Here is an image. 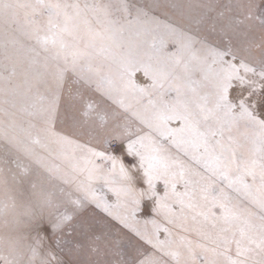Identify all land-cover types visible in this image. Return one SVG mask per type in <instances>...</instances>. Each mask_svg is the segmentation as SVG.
Instances as JSON below:
<instances>
[{
    "label": "snow or ice",
    "instance_id": "6c2138e0",
    "mask_svg": "<svg viewBox=\"0 0 264 264\" xmlns=\"http://www.w3.org/2000/svg\"><path fill=\"white\" fill-rule=\"evenodd\" d=\"M0 137L56 264H264V0H0Z\"/></svg>",
    "mask_w": 264,
    "mask_h": 264
},
{
    "label": "clouds",
    "instance_id": "9594fccd",
    "mask_svg": "<svg viewBox=\"0 0 264 264\" xmlns=\"http://www.w3.org/2000/svg\"><path fill=\"white\" fill-rule=\"evenodd\" d=\"M0 140V264H56L51 253L42 254L35 245L37 223L56 210L53 178L31 164L26 174L21 172L27 158L21 159L19 145Z\"/></svg>",
    "mask_w": 264,
    "mask_h": 264
},
{
    "label": "rangeland",
    "instance_id": "374dc122",
    "mask_svg": "<svg viewBox=\"0 0 264 264\" xmlns=\"http://www.w3.org/2000/svg\"><path fill=\"white\" fill-rule=\"evenodd\" d=\"M69 75L75 76L76 74L73 73L70 69ZM81 87H83L87 92L86 86L81 85ZM19 140H21L24 144H28L27 138L24 136H19ZM0 143H3V141L0 140ZM29 147L32 149V151L29 153L22 152L23 156L21 157V159L24 160V158H27L26 163L31 164L33 170H46L47 173L51 175V177L53 178L52 184L54 185L57 204H62L66 200L69 193L75 195L73 187L65 182V177L63 175L64 165H62L61 162L57 160L52 153L45 151L39 147L31 145H29ZM5 148H7V145H5ZM9 177L11 179V173H9ZM49 247L50 243L46 241L44 247L41 248L42 254L46 253ZM53 251H55V249H53ZM57 255H59V253H57Z\"/></svg>",
    "mask_w": 264,
    "mask_h": 264
}]
</instances>
